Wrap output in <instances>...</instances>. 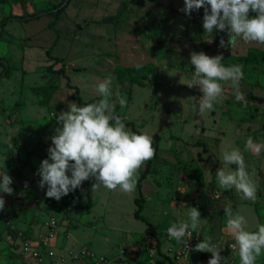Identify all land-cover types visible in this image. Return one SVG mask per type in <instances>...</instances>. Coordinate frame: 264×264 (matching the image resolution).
<instances>
[{
	"label": "rangeland",
	"instance_id": "obj_1",
	"mask_svg": "<svg viewBox=\"0 0 264 264\" xmlns=\"http://www.w3.org/2000/svg\"><path fill=\"white\" fill-rule=\"evenodd\" d=\"M60 1L0 2V23L9 15L39 12ZM183 6L184 0H70L56 21L43 14L31 20L10 19L4 24L0 57L11 69L0 79V155L11 161L6 169L14 170L13 164L22 162L37 170L47 158L48 138L58 126L56 115L75 101V87L84 100L100 98L96 86L105 79L111 80L112 98L127 101L124 108L117 102L115 113L123 114L126 121L153 139L155 134L160 136L151 171L134 192L108 190L102 185L92 191L95 180L90 178L59 200L58 205L64 208L62 214L54 213L61 217L59 225L68 219L66 238L78 240L72 248L65 246V254L87 245L106 255L111 264H133L134 258H140L135 264L144 260L149 264L141 248L151 239L160 249L168 247V227L187 219L189 207H197L204 213L201 233L222 245L221 255L227 257V264H234L238 255L226 247L233 238L226 231L225 205L246 218L249 230L255 231L257 224L264 223V150L259 156L245 151L249 136L264 144V102L250 97H264V63L245 60L251 50H264V44L238 40L235 47H219L221 38L227 44V31L205 33L203 8L189 16L179 11ZM53 25L59 31L58 39ZM191 51L222 54L225 66L242 65L240 91L247 103L236 101L230 82H224L223 98L213 110L201 113L198 100L193 98L201 93L196 86L186 85L194 72ZM147 62H153L156 69L145 85L119 83L115 73L118 64ZM4 65L0 63V72ZM126 127L134 131L131 125ZM225 148L239 149L248 171L255 168V201L242 199L235 189L219 187L215 174L222 167ZM140 175L138 170V178ZM13 187L19 189L18 181ZM46 190L42 189L41 196ZM140 196L143 209L141 217H136L135 198ZM0 222L4 224V219ZM199 227L196 232L202 241L205 238ZM10 247L2 264H25L20 244L13 242ZM56 251L60 253L58 248ZM159 255V264H174L166 252L159 251ZM193 256L194 261L202 258L208 262L207 252L194 251L186 259ZM263 259L264 252L256 260Z\"/></svg>",
	"mask_w": 264,
	"mask_h": 264
},
{
	"label": "clouds",
	"instance_id": "obj_2",
	"mask_svg": "<svg viewBox=\"0 0 264 264\" xmlns=\"http://www.w3.org/2000/svg\"><path fill=\"white\" fill-rule=\"evenodd\" d=\"M201 8L205 33L214 30L228 33L227 44L221 38L219 47H235L238 40L264 44V0H184L179 11L190 16ZM189 59L194 72L186 85L189 88L196 86L201 93L198 98L193 97L198 100L201 113L213 110L214 104L223 98L224 82H230L236 101L247 103L240 91L239 82L244 77L242 65L225 66L222 54L210 56L204 51H191ZM96 92L99 99L83 106L70 101L67 110L55 117L58 126L48 138L51 144L47 158L40 162L36 171L40 177L38 186L40 189L47 186L45 195L48 198L59 201L90 178L95 180L92 191L102 185L108 190L134 192L138 170L155 156L152 136L127 129L124 118L115 113L116 103L124 108L127 101L119 96L112 98L111 80L99 82ZM262 150L264 144L254 142L251 136L246 139L245 151L259 156ZM221 162L222 167L215 174L219 187L235 189L242 199L255 201L258 188L254 179L256 170L248 171L242 152L237 148H225ZM232 165L235 168L228 167ZM12 183L4 160L0 168V193L13 194ZM4 207L5 199L0 195V210ZM224 213L226 231L234 240L229 245L232 254L238 255L239 264H256L257 257L264 252V223L257 224V230L252 231L247 227L246 218L239 212L234 213L230 205H225ZM200 221L198 208L189 207L187 219L172 223L167 234L188 251V240L200 226ZM222 248L208 237L198 242L192 251L211 253L207 264H227V257L221 255Z\"/></svg>",
	"mask_w": 264,
	"mask_h": 264
},
{
	"label": "crops",
	"instance_id": "obj_3",
	"mask_svg": "<svg viewBox=\"0 0 264 264\" xmlns=\"http://www.w3.org/2000/svg\"><path fill=\"white\" fill-rule=\"evenodd\" d=\"M3 156L4 155L1 153L0 164L1 163L2 164L0 166H3L4 160H5V165H8L9 163H11L9 159H5L3 158ZM13 165L15 168L14 170L12 169L10 170L9 168H7L6 170L8 174L12 177L13 181L15 180L12 183V185H10L14 189V192L11 195L6 194V193H0V195H3L5 199V207L3 210H0V218L2 220L4 219V224L0 222V264H2V262L6 259L5 256H6V253L9 251V249L11 248L10 247L11 244H13V242H17L20 244L21 242L19 236L17 237L16 241H14V239L10 235V232L8 231V226H9L8 221L12 222L10 225L17 232L23 231L27 235L28 238H36V237L43 235L46 232L47 226L44 223V220L47 219L49 214L51 213V208L48 205L46 204L43 205L42 203H41L42 205H39L34 202V197L41 196V191H42V189H40L38 186L39 176L36 175L37 170L35 168L33 169V167L26 166V164L22 162L20 164L16 163V165L15 164ZM24 178H29L32 181V187H30L29 190H24L21 187V182H22V179ZM17 181H18L19 189H17L16 187H13V185L16 184ZM46 188L47 187L45 186V189ZM63 209L64 208L59 205L56 211L62 214V212L64 211ZM199 212L201 214V220H202L204 213L202 212L201 209L199 210ZM69 215H70V212H69ZM64 217L65 215L63 214V218ZM59 219L61 221V217H59ZM67 221L68 219L64 221V224L59 225V235H58L59 237L56 241V245L58 247H56V249L58 248L60 253L62 252L63 249H65V246L70 245V248H72L73 243L75 245V240H77L76 238L74 242H72L73 237L71 238L70 236L69 238H66V234L68 233L65 231V227L69 225L68 223L69 221L68 222ZM199 229L201 233L202 230L200 227ZM202 235L205 239L208 238L206 235L204 234ZM211 241H215V240L212 239ZM207 254L209 255L207 260H209L211 256L208 252ZM195 257L196 256H193V258L189 260L186 258L185 259L182 258V259H179L176 261L173 260V261H174V264H207L204 261L202 262V258H197L194 261ZM117 259L120 260V258H117ZM139 259L140 258L138 259L134 258L132 263L133 264L138 263ZM263 260H259V261L256 260V264H264ZM113 262H116V261H113ZM88 263L95 264L92 261L73 262L70 260L64 262L63 264H88ZM124 264H126V262ZM139 264H147V261L146 260L141 261ZM234 264H239V257H237V260H235Z\"/></svg>",
	"mask_w": 264,
	"mask_h": 264
},
{
	"label": "built area",
	"instance_id": "obj_4",
	"mask_svg": "<svg viewBox=\"0 0 264 264\" xmlns=\"http://www.w3.org/2000/svg\"><path fill=\"white\" fill-rule=\"evenodd\" d=\"M70 175V174H69ZM32 181L29 178L22 179L21 187L24 190L30 189ZM43 200V202H42ZM36 203H44L50 208H54L50 214V218L46 223L47 230L39 238H27L23 239V231H19V236L21 238L19 251L22 253V257L25 264H63L64 262L70 260L73 262L77 261H92L95 264H111L106 255H99L91 247L87 245H81L75 250H71L70 253H58L56 251V241L59 235V222L60 219L54 213L58 208L59 201L54 198L46 197L45 193L42 196L34 197ZM12 222L8 221V224ZM169 228V227H168ZM154 238V237H153ZM32 239V240H31ZM151 237L147 238L150 241ZM146 241V242H147ZM201 241L199 235L193 232L192 237L188 240V251L183 247V245L174 239L168 238L167 245L165 249L163 247L158 248L157 243H153L152 239L149 244L144 245L140 252L148 255L149 264H159V251L166 252L169 257L174 258V260L187 258L192 252V248ZM234 243V240L227 242L226 247L232 252L229 245Z\"/></svg>",
	"mask_w": 264,
	"mask_h": 264
},
{
	"label": "trees",
	"instance_id": "obj_5",
	"mask_svg": "<svg viewBox=\"0 0 264 264\" xmlns=\"http://www.w3.org/2000/svg\"><path fill=\"white\" fill-rule=\"evenodd\" d=\"M6 0H0V2H4ZM70 0H61L59 3H56L53 7L35 12V13H27L23 16H13L9 15L5 17L1 23H0V39L2 38V35L4 33V24L6 23L7 20L10 19H21V20H31V19H36L38 17H41L43 14L49 15L54 17V20H58L61 17V13L64 11V9L67 7L68 3ZM53 29L57 32V39L59 38V31L55 28V25H53ZM50 53V52H48ZM246 61H250L253 64H263L264 63V50H251L250 53L245 56ZM0 63L5 64L4 68L0 72V79L4 78L5 76H8L11 72V69L9 67L8 62L6 59H3L0 57ZM156 69V66L153 62H147L145 64H140V65H135V66H125L122 64H118L115 69V73L117 75V79L119 83H138L140 85H145V80L149 76L151 72H153ZM76 91L72 94V98L78 102L79 105L83 106L87 103L94 102L95 100L99 99V97H94L93 99L90 100H84L82 97L79 95L78 88H76ZM252 99L258 100L260 102H264V97L262 96H256L252 95L250 96ZM241 104H245L244 102H241ZM120 115L121 117L124 118V123L126 125H131L132 129L139 133L140 131L137 130L134 126V123L132 121H126L125 116L123 114H117ZM160 139V136L158 134L154 135L153 139V147L155 148V156L151 160H148L145 162V164L139 169L141 171L140 178L137 179V185H140L142 182V179H144L148 173L151 171V167L153 165V162L155 161L157 154H158V141ZM32 187V184H31ZM29 190V189H28ZM143 197H137L135 198V203L138 205V208L135 211V216L136 217H141V211L143 209ZM149 227H151L149 225ZM148 227V228H149ZM8 231L10 232V235L16 241L17 237L19 236V231L17 232L14 230L11 225L8 226ZM24 233V232H23ZM20 238V236H19ZM23 239H27V235L24 233L22 235ZM21 240V238H20Z\"/></svg>",
	"mask_w": 264,
	"mask_h": 264
}]
</instances>
